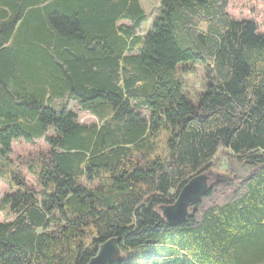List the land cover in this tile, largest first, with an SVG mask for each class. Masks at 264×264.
<instances>
[{
    "label": "trees",
    "instance_id": "obj_1",
    "mask_svg": "<svg viewBox=\"0 0 264 264\" xmlns=\"http://www.w3.org/2000/svg\"><path fill=\"white\" fill-rule=\"evenodd\" d=\"M227 3L159 0L139 34V0H0V154L48 146L32 187L9 175L0 264H86L116 236L119 264H264V34ZM187 62L204 67L196 102ZM224 165L234 177L169 225L158 207Z\"/></svg>",
    "mask_w": 264,
    "mask_h": 264
},
{
    "label": "rangeland",
    "instance_id": "obj_2",
    "mask_svg": "<svg viewBox=\"0 0 264 264\" xmlns=\"http://www.w3.org/2000/svg\"><path fill=\"white\" fill-rule=\"evenodd\" d=\"M142 8L147 14V19L143 22L137 32L144 34L151 21L158 16L159 13V0H139ZM227 12L234 20L248 19L256 23L257 31L260 34H264V0H228ZM187 66L192 67L190 73L179 72L177 74L178 80H180L183 92L188 95L192 102H196L199 94L206 89V78L204 74V67L200 62H187L184 63ZM179 67V66H178ZM68 106L78 114V121H96V117L90 115L86 111L80 109L81 106L73 101H68ZM166 134V133H165ZM165 134L163 133L162 139L157 143V153L159 155L167 154V147L163 142ZM11 151L3 155L0 154V200L6 191H8V185L11 183L9 175L13 172L20 173L24 179L25 186L32 187L34 184L35 174L33 173L35 159L39 154L48 149L47 144L42 139H36L32 142H26L24 140L16 139L11 143ZM237 171L240 174H245L248 171V167L240 166L235 163ZM225 165L219 170V173L226 174L223 170ZM38 190L37 187H35ZM210 203L209 201H205ZM0 221L6 220V210L4 206H0Z\"/></svg>",
    "mask_w": 264,
    "mask_h": 264
},
{
    "label": "water",
    "instance_id": "obj_3",
    "mask_svg": "<svg viewBox=\"0 0 264 264\" xmlns=\"http://www.w3.org/2000/svg\"><path fill=\"white\" fill-rule=\"evenodd\" d=\"M233 176L208 169L190 177L178 190L173 203L161 205L159 211L169 225H178L186 222L192 202L201 199L215 185L232 179ZM121 238L112 237L100 243L96 253L86 264H119L122 259Z\"/></svg>",
    "mask_w": 264,
    "mask_h": 264
}]
</instances>
